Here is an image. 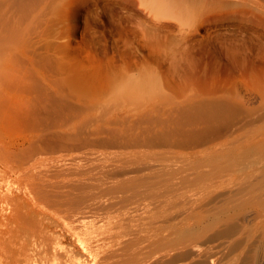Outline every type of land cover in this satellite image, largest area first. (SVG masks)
I'll return each mask as SVG.
<instances>
[{
	"label": "rangeland",
	"instance_id": "rangeland-1",
	"mask_svg": "<svg viewBox=\"0 0 264 264\" xmlns=\"http://www.w3.org/2000/svg\"><path fill=\"white\" fill-rule=\"evenodd\" d=\"M0 101L24 254L264 264V0H0Z\"/></svg>",
	"mask_w": 264,
	"mask_h": 264
},
{
	"label": "bare ground",
	"instance_id": "bare-ground-1",
	"mask_svg": "<svg viewBox=\"0 0 264 264\" xmlns=\"http://www.w3.org/2000/svg\"><path fill=\"white\" fill-rule=\"evenodd\" d=\"M0 102H2L1 104H3V101H0ZM5 103V102H4ZM13 104V103H12ZM9 105V104H8ZM21 105V104H20ZM7 106V105H6ZM27 106V105H26ZM10 108H11V110H9L10 112H8V110H6L5 109V111L3 110H1L0 109V113H1V115H0V123H2V124H5V125H11L12 124V122H13V124H15L16 122H17V120L19 119V116L20 115H22V116H24V115H26L28 112H30L29 111V109L27 108V109H25L24 107H21V106H19V104H15V105H10ZM9 108V109H10ZM31 110V109H30ZM2 111V112H1ZM34 111V110H33ZM32 111V112H33ZM31 114V113H30ZM34 148V147H33ZM32 184V183H31ZM32 186H30L29 188H31ZM5 190V189H4ZM25 193V195H27L28 197H30V198H33L34 197V195H33V190H29V191H25L24 192ZM14 195V191L11 189V187H8V189L6 190V191H3V193L0 195V213H1V215H0V264H7L6 263V258H8L7 256H12V257H10V259L12 258H14L15 259V261L16 262H20L21 260H18V259H21V257L20 256H23V255H25L24 256V258L26 259V261H28L29 262V260H31L32 261V259H34V260H40V262H46V263H48V264H87L88 262L86 261V259L85 258H83V256H85V255H83V252L85 253H88V258L90 257V258H92V260H93V262L94 261H97V259L98 260H100V258H98V253H99V250L95 253L93 250H94V248L92 249L91 247L92 246H90L89 244H91V243H89V244H87V242L85 243V241L83 240V239H81V238H79V243L81 244L80 245V248H81V250L83 251L81 254L83 255H81V254H79L80 255V257L78 256V254H77V250H73V251H70L69 249L67 250L66 249V251H65V253L64 254H62V253H59V249L58 248H55V247H53L52 249H51V251H50V249L48 250V249H45L43 252L41 251H37V250H33V252H35V253H33L32 252V254H29V255H26L27 253L22 249V248H24L25 249V247L23 246V245H21L20 246V240L22 239V236H21V233H20V231L16 228V227H14V222H18V223H20L21 222V220H22V217L20 216V215H18V214H13V211L16 209V206H15V202L13 201L14 200V198L12 197ZM71 227V226H70ZM74 231V230H73ZM88 239V238H87ZM87 239H86V241H87ZM23 240V239H22ZM90 241V240H89ZM146 242V241H145ZM23 243H24V241H23ZM122 243V242H121ZM141 243V242H140ZM12 244V245H11ZM115 244V243H114ZM119 244V243H118ZM143 244V243H142ZM18 245V246H17ZM102 245V244H101ZM116 245V246H115ZM114 246L115 247H117V244H115ZM141 245V244H140ZM98 246H99V244H98ZM109 247H111V248H113L112 246H113V244H112V246H111V244L110 245H108ZM144 246V245H143ZM26 247H27V245H26ZM30 247V246H29ZM94 247V246H93ZM107 247V246H106ZM109 247H108V250H109ZM114 247V248H115ZM142 247V246H141ZM20 248H21V250H23V252L24 253H26V254H24L21 250H20ZM95 248H97V247H95ZM103 248L105 249V246H103ZM30 249V248H29ZM98 249V248H97ZM104 249H103V251H104ZM117 249L119 250V248L117 247ZM117 249H116V251H117ZM101 250H102V248H101ZM101 250H100V252H101ZM111 250V249H110ZM109 250V251H110ZM115 250V249H114ZM63 251H64V249H63ZM111 251H113V250H111ZM22 252V253H21ZM69 252H72V254H69ZM9 253H11L12 255H8ZM74 253H76L77 254V256H76V254L74 255ZM78 253H80V252H78ZM105 253V252H104ZM109 253V255H105V256H101V255H99L102 259H101V262H102V264H109V261H111L110 259H112L115 255H113V257H112V255H110V252H108ZM107 253V254H108ZM114 253H116V254H120V255H118V256H120V258H121V253L119 252H114ZM101 254V253H100ZM111 254H113V252L111 253ZM140 254V253H139ZM143 254H145V251L143 252ZM82 256V257H81ZM140 256V255H139ZM112 257V258H111ZM116 257H117V255H116ZM142 257H143V255H142ZM23 258V259H24ZM87 258V259H88ZM115 258V257H114ZM113 258V259H114ZM137 258V257H136ZM11 259V260H12ZM24 259V260H25ZM113 259H112V261H113ZM23 260V261H24ZM91 260V261H92ZM115 260V259H114ZM118 260V261H117ZM117 262H119L120 260L117 258ZM124 260V259H123ZM122 260V258H121V261H123ZM143 260H144V258H143ZM91 261H89V262H91ZM120 261V262H121ZM135 261H136V259H135ZM139 261H141V260H139ZM7 262H9V261H7ZM18 262V263H19ZM93 262H91V263H93ZM99 262V261H98ZM115 262V261H114ZM114 262H111L112 264H114ZM117 262H115V263H117ZM128 262H131V260H129ZM10 263V262H9ZM12 263V262H11ZM42 263V264H43ZM45 263V264H46ZM124 263V262H123ZM134 263V262H133ZM13 264V263H12ZM16 264V263H15ZM33 264V263H32ZM95 264H96V262H95ZM122 264V263H121ZM125 264V263H124ZM131 264V263H130Z\"/></svg>",
	"mask_w": 264,
	"mask_h": 264
}]
</instances>
